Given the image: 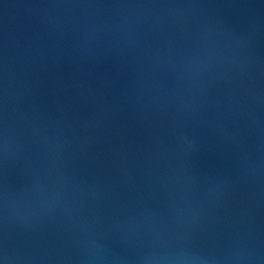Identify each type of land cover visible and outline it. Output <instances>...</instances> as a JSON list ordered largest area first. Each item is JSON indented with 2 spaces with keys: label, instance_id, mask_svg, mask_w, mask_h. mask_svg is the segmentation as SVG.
<instances>
[{
  "label": "water",
  "instance_id": "water-1",
  "mask_svg": "<svg viewBox=\"0 0 264 264\" xmlns=\"http://www.w3.org/2000/svg\"><path fill=\"white\" fill-rule=\"evenodd\" d=\"M0 264H264V0H0Z\"/></svg>",
  "mask_w": 264,
  "mask_h": 264
}]
</instances>
